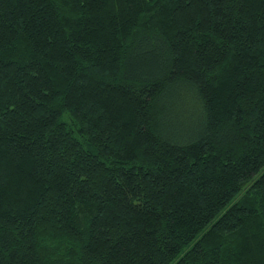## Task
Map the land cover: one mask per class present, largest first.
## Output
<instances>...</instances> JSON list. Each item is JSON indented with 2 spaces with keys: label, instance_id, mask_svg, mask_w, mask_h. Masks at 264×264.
Returning a JSON list of instances; mask_svg holds the SVG:
<instances>
[{
  "label": "trees",
  "instance_id": "16d2710c",
  "mask_svg": "<svg viewBox=\"0 0 264 264\" xmlns=\"http://www.w3.org/2000/svg\"><path fill=\"white\" fill-rule=\"evenodd\" d=\"M0 264H264V0H0Z\"/></svg>",
  "mask_w": 264,
  "mask_h": 264
}]
</instances>
